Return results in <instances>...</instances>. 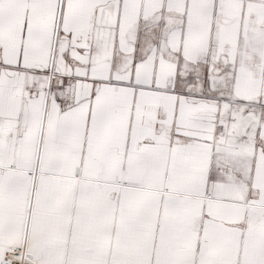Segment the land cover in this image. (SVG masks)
<instances>
[{
    "label": "snow or ice",
    "instance_id": "obj_1",
    "mask_svg": "<svg viewBox=\"0 0 264 264\" xmlns=\"http://www.w3.org/2000/svg\"><path fill=\"white\" fill-rule=\"evenodd\" d=\"M0 264H264V0H0Z\"/></svg>",
    "mask_w": 264,
    "mask_h": 264
}]
</instances>
